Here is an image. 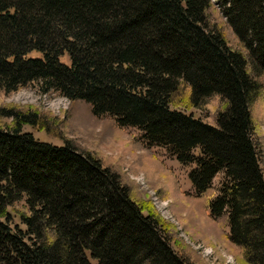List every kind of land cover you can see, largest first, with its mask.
Here are the masks:
<instances>
[{
  "label": "trees",
  "instance_id": "16d2710c",
  "mask_svg": "<svg viewBox=\"0 0 264 264\" xmlns=\"http://www.w3.org/2000/svg\"><path fill=\"white\" fill-rule=\"evenodd\" d=\"M222 5L235 38L211 0H0V90L33 85L71 105L86 100L95 114L193 163L199 193L224 171L229 180L208 199L211 213L227 210L233 243L264 264V178L252 138L264 89V0ZM56 120L0 105V264H90L89 254L97 264H194L175 250L150 201L58 132ZM25 124L64 142L40 140ZM19 204L23 227L9 222L8 207Z\"/></svg>",
  "mask_w": 264,
  "mask_h": 264
},
{
  "label": "rangeland",
  "instance_id": "374dc122",
  "mask_svg": "<svg viewBox=\"0 0 264 264\" xmlns=\"http://www.w3.org/2000/svg\"><path fill=\"white\" fill-rule=\"evenodd\" d=\"M211 1L215 18L223 22L218 23L226 31L227 39L235 38L222 13L223 0ZM31 54L37 55L38 52L32 51ZM63 58L68 60V55L65 54ZM211 101L214 110L222 104L216 97ZM0 105L36 109L50 117H57L58 132L73 139L79 146L101 155L106 164L123 173L124 181L132 183L143 199L150 201L151 207L173 231L176 241H172V245L175 250L193 257L194 264H253L231 239L228 211L216 218L209 208L210 194V200H214L221 193L222 182L229 180L224 171L213 178L211 188L199 193L189 176L193 163H181L166 147L149 143L142 136V130L119 125L109 113L95 114L90 103L84 99H78L71 105L70 99L64 95L49 97L47 93L29 85L9 92L1 89ZM179 107L196 117L205 118L208 115L205 109L186 105ZM254 114L252 138L264 178V89L254 102ZM11 122L10 118L1 119L4 126ZM23 129L32 131L40 140L58 145L64 142L59 137L49 136L43 129H34L30 124H25ZM194 151L198 153V150ZM21 206L8 207L10 216H13L9 221L12 226L20 224L14 210ZM88 257L90 264H97L94 257L90 254Z\"/></svg>",
  "mask_w": 264,
  "mask_h": 264
}]
</instances>
